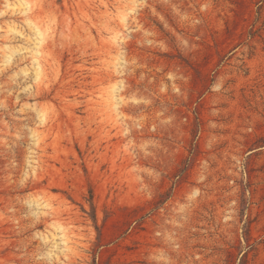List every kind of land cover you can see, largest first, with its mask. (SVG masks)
<instances>
[{
    "label": "rangeland",
    "instance_id": "1",
    "mask_svg": "<svg viewBox=\"0 0 264 264\" xmlns=\"http://www.w3.org/2000/svg\"><path fill=\"white\" fill-rule=\"evenodd\" d=\"M29 1L0 0V264H264V0Z\"/></svg>",
    "mask_w": 264,
    "mask_h": 264
},
{
    "label": "bare ground",
    "instance_id": "2",
    "mask_svg": "<svg viewBox=\"0 0 264 264\" xmlns=\"http://www.w3.org/2000/svg\"><path fill=\"white\" fill-rule=\"evenodd\" d=\"M133 2H134V0H133ZM21 3L23 4L22 6H23V8H24V10L25 11H27V10H29L30 8H31V4H30V1L29 0H21ZM135 5V4H134ZM134 5H130V6H128L127 8H125V11H127L126 13H122L121 12V15H122V20H124V18H126L127 17V15H128V13L129 12H132L133 11V7H134ZM36 29H37V33H38V36H39V43L41 44L42 43V41H43V34H42V32L39 30V28L38 27H36ZM117 35H118V31H116L115 33H114V35L112 36V38H113V40H115L116 38H117ZM36 63H37V66H36V76H39L40 75V72H41V65H40V63L39 62H37L36 61ZM114 91H115V87L113 86L112 88H111V90L108 92V95H107V93H106V95H107V99H108V102H109V104L111 105V107H113L115 104H116V99H115V93H114ZM41 121L43 120V115L41 114ZM45 206H49V204L48 203H45ZM56 228H61V226H56ZM61 232H62V238H63V246H64V251H65V254H64V256H66L67 255V253H70V252H72V250H73V247H72V245L70 244V241L71 240H69V237H68V235L65 233V231L61 228Z\"/></svg>",
    "mask_w": 264,
    "mask_h": 264
}]
</instances>
